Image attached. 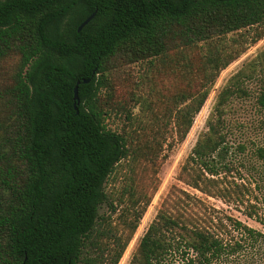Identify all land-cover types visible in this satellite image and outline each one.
Returning a JSON list of instances; mask_svg holds the SVG:
<instances>
[{"label":"trees","instance_id":"trees-1","mask_svg":"<svg viewBox=\"0 0 264 264\" xmlns=\"http://www.w3.org/2000/svg\"><path fill=\"white\" fill-rule=\"evenodd\" d=\"M248 28L253 43L263 37L264 0H0V264H117L158 188L160 151L184 139L215 78L241 53L211 49V41ZM199 43L207 52L191 56ZM140 64L181 86L168 94L178 107H164L171 142L168 124L157 123L164 103L146 128L130 122L117 132L104 123L110 114L131 120L140 97L129 69ZM253 76L255 105L264 109V47L219 89L175 180L264 225V146L239 143L232 155L221 119ZM127 159L134 218L103 246L95 229L103 186ZM238 167L255 177L256 194L222 182L221 173ZM177 249L187 264H264L261 232L171 184L129 264H160Z\"/></svg>","mask_w":264,"mask_h":264},{"label":"rangeland","instance_id":"rangeland-1","mask_svg":"<svg viewBox=\"0 0 264 264\" xmlns=\"http://www.w3.org/2000/svg\"><path fill=\"white\" fill-rule=\"evenodd\" d=\"M254 28L242 29L235 33H230L218 39H213L210 43L211 49H223L241 51L239 57L232 61L228 66L221 70L215 78L209 94L198 111L194 116L191 127L181 142H172L170 146H163L158 155L160 162L158 179L159 185L155 193L152 195L151 200L142 213L138 224L125 247L121 258L117 264H129L131 254L135 248L138 239L146 230L147 226L153 220L158 203L162 196L165 194L167 188L171 184H175L181 190L189 193V195L198 197L203 200L215 210L231 216L232 218L240 221L244 225L258 230L264 235V225L259 224L255 220L245 217L241 212V207H235L224 204L217 199H213L198 191L191 189L184 184L175 180V175L178 166L186 156L189 154L197 137L202 134L205 128V122L209 116L215 95L223 86L226 80L235 74L239 69L252 59L264 47V35L257 42H252ZM199 47L190 51V55L199 52L203 54L207 52V45L202 43L198 44ZM229 52V51H228ZM232 52V51H231ZM234 52V51H233ZM178 66L183 63V60L178 57L176 61ZM146 64L134 65L130 67V72L133 74L138 88L135 93L140 97V102L131 107V120H126L123 116L110 114L105 118V125L107 128L117 131L125 132L129 129V124L132 122L131 128L139 127L146 128L150 124V119L157 113L156 105L159 103L163 106L159 109L160 113L156 114L158 117L157 123L168 124L164 136L167 142L175 140L174 131L172 129V119H170L166 106L170 113L175 110L178 105L172 103L169 92L172 93L174 89L181 88L175 76L165 78L155 72H146ZM177 71H184L178 68ZM240 87L244 91L243 95H234L227 102L224 108L223 116V129L226 134V142L231 146L232 155H236L235 146L239 143L245 144L247 147L258 144L264 146V109H259L255 105V96L258 90V78L255 76L251 78L242 79ZM135 118V121L133 120ZM169 118V119H168ZM139 121V124L137 122ZM230 153L226 156L225 161L230 159ZM132 164L129 159L123 160L116 167L115 171L107 178L103 191L107 196V201L103 203L97 211V222L95 229L100 231L103 235L99 236L100 242L103 246H110V239L113 236L123 235L126 231L124 225L126 221L132 222L134 215L131 214L130 198L128 196V185L132 179L133 170ZM134 169V171H136ZM222 182L227 185L240 184L246 190H250L252 194H256L255 177H250L246 170L238 167V172L231 171L230 173H221ZM142 203H137L133 208L135 211H140ZM187 255L182 253L181 249L172 250L167 254L160 264H187ZM226 264H242L233 259H228Z\"/></svg>","mask_w":264,"mask_h":264},{"label":"water","instance_id":"water-1","mask_svg":"<svg viewBox=\"0 0 264 264\" xmlns=\"http://www.w3.org/2000/svg\"><path fill=\"white\" fill-rule=\"evenodd\" d=\"M93 15H94V12L91 13L87 18H85V20H83V22H81L79 24V26L77 27L76 31L77 32L80 31V29L84 25H86L92 19ZM82 83H87V80L82 81ZM77 86H78V82H75V84L73 86V107L75 109V112H77L76 111V105L78 104V99H77Z\"/></svg>","mask_w":264,"mask_h":264}]
</instances>
